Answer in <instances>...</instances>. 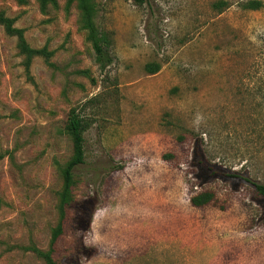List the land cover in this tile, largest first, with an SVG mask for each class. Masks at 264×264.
I'll return each mask as SVG.
<instances>
[{
  "label": "rangeland",
  "instance_id": "obj_1",
  "mask_svg": "<svg viewBox=\"0 0 264 264\" xmlns=\"http://www.w3.org/2000/svg\"><path fill=\"white\" fill-rule=\"evenodd\" d=\"M94 1L104 70L76 3L0 0L51 53L27 65L0 25V264H46L74 108L91 126L56 264H264V0Z\"/></svg>",
  "mask_w": 264,
  "mask_h": 264
},
{
  "label": "trees",
  "instance_id": "obj_2",
  "mask_svg": "<svg viewBox=\"0 0 264 264\" xmlns=\"http://www.w3.org/2000/svg\"><path fill=\"white\" fill-rule=\"evenodd\" d=\"M24 0H18L23 2ZM55 0H41L44 7ZM138 5H143L148 0H133ZM69 4L76 3L81 12V25L87 32V38L90 41L95 53L96 61L101 70L106 69L112 63L110 54L111 41L107 33L98 29L95 18L97 15V7L94 0H68ZM223 5H226L224 2ZM263 3L259 0H251L244 4L245 9L258 10L262 8ZM218 7H221L218 4ZM0 25L4 27L7 34L16 36L19 42L20 51L26 55L27 65L31 60L39 55L50 58L51 53L46 49L36 50L31 48L25 38L24 30L15 27V20L0 13ZM149 74H155L160 70V65L156 63H148L145 67ZM91 121L88 117L83 116L81 112L74 108L71 110L67 125V132L73 140V156L62 169L63 187L60 193L58 211L59 219L57 226L52 231L51 242L48 250L42 251L35 249V252L45 260L46 264H56L55 253L56 245L65 232V223L68 220V210L73 202L72 190L75 185L74 170L82 165L85 161L84 134L90 128ZM255 190L262 198H264V185L254 184ZM215 199L212 192H203L191 198V204L194 207H204Z\"/></svg>",
  "mask_w": 264,
  "mask_h": 264
}]
</instances>
